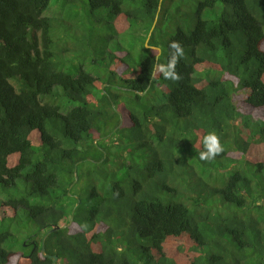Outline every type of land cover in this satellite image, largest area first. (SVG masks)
Listing matches in <instances>:
<instances>
[{
	"label": "trees",
	"instance_id": "trees-1",
	"mask_svg": "<svg viewBox=\"0 0 264 264\" xmlns=\"http://www.w3.org/2000/svg\"><path fill=\"white\" fill-rule=\"evenodd\" d=\"M57 1L72 22L0 0V221L27 219L0 231V264H53L55 227L56 264H264V0H198L187 30L180 0ZM135 19L178 25L134 66L116 51L104 78L70 72L74 36ZM172 41L176 81L158 70ZM209 133L223 150L202 161Z\"/></svg>",
	"mask_w": 264,
	"mask_h": 264
},
{
	"label": "rangeland",
	"instance_id": "rangeland-1",
	"mask_svg": "<svg viewBox=\"0 0 264 264\" xmlns=\"http://www.w3.org/2000/svg\"><path fill=\"white\" fill-rule=\"evenodd\" d=\"M87 0H85L86 2ZM139 0H137L138 2ZM197 2L198 0H180L175 2L174 4H168V10L167 13H170L173 11L175 13L176 10L181 9L182 16L179 19V25H181L184 29H190V25H193L196 21V18H194V14L197 8ZM55 9V13L53 12ZM46 16H58L66 21L72 22V19L68 20L67 13L63 12V9L61 8V4L58 3L57 0H51L50 7L45 12ZM204 19H209L208 16L203 15ZM75 20V18H74ZM210 20V19H209ZM170 22L168 20L164 21V23L158 27L152 26L150 27L147 22H143L141 20H134V25L131 30H128L127 32L121 33V34H113L112 32L108 31L105 23H96L94 24V27L88 28L85 31L84 36L81 35L74 36V46L76 47V50L74 51V69L70 70L72 74L75 75V68L78 67V65H83L87 72L91 73L93 76H96L97 78H104L108 75V72H106L105 67L109 64V53H115L116 51L119 53H128L130 56L129 60H126V64L130 66H134L135 64L139 63L140 59L144 57V38H147L145 46L146 48L148 46V42L153 35V41L155 42L153 49H160L165 48V44L168 39V33L171 30H174L175 26H169ZM92 29L94 31L93 37H89V30ZM149 31V33H148ZM112 35V36H108ZM109 37L108 43H105V38ZM54 41L57 40V43H55V49L61 51L63 45L67 44L66 37L64 35H60V37H56L55 34H53ZM157 45V46H155ZM159 46V47H158ZM156 47V48H154ZM106 49L107 52H104L103 50ZM77 51V52H76ZM63 57V56H62ZM68 71V70H67ZM125 89L124 87L117 86L116 89H113V92L119 93L120 90ZM131 95H125L124 99L130 97ZM121 104V103H119ZM134 155H138V152L135 151ZM110 156L115 158L118 161H111L108 164L107 170L112 171L114 164H118L121 161L124 162L125 158H119V154L117 153V149L113 148V153H110ZM202 169L198 168V173H202ZM208 171H206V174ZM209 175V174H207ZM213 176V175H212ZM13 194V193H12ZM77 196H80L81 199H87L89 196V190L87 186H85L80 194H77ZM5 201L4 195L0 193V203ZM259 205L262 203L258 202ZM0 205V206H1ZM22 216L19 218V220L12 224L11 221L8 219L4 222L0 221V231H5L6 228L11 224L12 228L11 231L14 232V227L20 225L21 227L27 226V219L26 214L22 211ZM0 217H2V213L0 212ZM5 229V230H4ZM22 234H25L23 232Z\"/></svg>",
	"mask_w": 264,
	"mask_h": 264
},
{
	"label": "clouds",
	"instance_id": "clouds-1",
	"mask_svg": "<svg viewBox=\"0 0 264 264\" xmlns=\"http://www.w3.org/2000/svg\"><path fill=\"white\" fill-rule=\"evenodd\" d=\"M168 47L171 50L168 61L166 64H159L158 70L163 75L164 79L176 81L180 79V76L176 71V65L178 58L182 57L184 54L183 48L177 41L170 42ZM203 144L205 150L198 154L199 159L202 161H210L214 159L223 150L218 137L214 133L206 135Z\"/></svg>",
	"mask_w": 264,
	"mask_h": 264
},
{
	"label": "water",
	"instance_id": "water-1",
	"mask_svg": "<svg viewBox=\"0 0 264 264\" xmlns=\"http://www.w3.org/2000/svg\"><path fill=\"white\" fill-rule=\"evenodd\" d=\"M62 228H66V226H63ZM60 230V227H55V228H53L52 230H50V231H48L46 234H45V236L43 237V242H42V254H43V256L45 257V258H51V259H53V264H56L57 263V261H58V257L57 256H49V255H46V252H45V241H46V239L52 234V233H54V232H57V231H59Z\"/></svg>",
	"mask_w": 264,
	"mask_h": 264
}]
</instances>
